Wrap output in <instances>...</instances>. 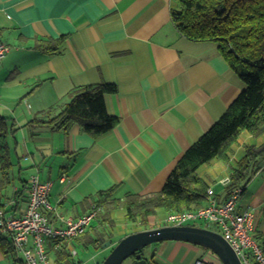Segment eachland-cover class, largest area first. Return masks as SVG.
Here are the masks:
<instances>
[{
  "label": "crops",
  "instance_id": "crops-1",
  "mask_svg": "<svg viewBox=\"0 0 264 264\" xmlns=\"http://www.w3.org/2000/svg\"><path fill=\"white\" fill-rule=\"evenodd\" d=\"M172 8L173 0H0V40L11 46L0 62V116L17 128L10 140L11 181L2 202L8 214L26 209L33 174L52 183L50 218L57 224L59 216L88 213L95 204L86 199L114 186L115 199L128 192L160 191L185 150L239 96L245 83L219 44L183 36ZM63 35L68 38L61 51L35 47L39 39ZM100 82L118 88L105 95L107 111L120 118L110 132L95 137L79 124L68 130L52 123L29 124L41 118V111L67 102L74 87ZM255 140L243 132L235 156L242 154V144ZM257 142H264V135ZM208 164L206 175L221 184L220 190L211 185L224 197L229 164ZM248 205L264 233V162L239 199L240 208ZM107 223L109 218L100 215L98 225L92 222L87 231L104 232L112 240L111 252L121 238L97 228ZM155 227L160 226L150 228ZM81 246L77 250L87 249ZM103 247H95L99 255L106 252ZM143 256L149 264H223L212 250L181 240L154 243ZM23 261L0 249V264ZM134 261L131 257L123 264Z\"/></svg>",
  "mask_w": 264,
  "mask_h": 264
},
{
  "label": "trees",
  "instance_id": "trees-1",
  "mask_svg": "<svg viewBox=\"0 0 264 264\" xmlns=\"http://www.w3.org/2000/svg\"><path fill=\"white\" fill-rule=\"evenodd\" d=\"M171 14L183 36L217 42L219 52L243 80L245 88L221 118L185 150L160 191L144 195L128 192L124 198L115 199L118 186H114L86 199L104 206L109 214L124 208L125 219L130 223L146 224L160 209L171 213L205 207L209 201L208 189L214 182L200 175L198 170L204 164L214 160L229 164L231 173L229 183L224 185V197L215 192L216 198L223 202L235 188L245 189L264 162V142H257L264 135V0H173ZM67 38L63 35L39 39L35 47L49 53L61 51ZM117 90L116 84L108 82L74 87L67 95V102L41 111V118L29 124L52 123L64 130L79 124L84 132L95 137L104 135L120 122L118 116L109 114L105 102V95ZM16 131L11 119L0 116V208L6 207L2 202L14 166L10 140ZM245 131L256 140L242 144V154L235 156V146ZM103 233L93 235L86 229L70 240H50L48 251L53 264H79L73 250L81 245L87 249L101 248L107 240ZM109 235L108 238L113 237ZM254 237L264 252V233L257 229ZM0 249L8 256L18 257L8 234L0 233ZM251 258L253 264H261L253 255Z\"/></svg>",
  "mask_w": 264,
  "mask_h": 264
},
{
  "label": "built area",
  "instance_id": "built-area-1",
  "mask_svg": "<svg viewBox=\"0 0 264 264\" xmlns=\"http://www.w3.org/2000/svg\"><path fill=\"white\" fill-rule=\"evenodd\" d=\"M11 46L0 40V62L10 52ZM229 183V179L226 181ZM52 183L43 181L39 174L28 180V202L21 215H10L0 208V233L8 234L18 257L24 264H53L48 251L50 240H70L81 235L98 216L101 207L93 205L91 210L79 217L59 216L61 224L53 222L49 212ZM242 187L232 190L225 201L220 202L213 187L208 189L209 201L197 210L171 212L164 220L167 225H199L201 221L215 224L237 251L244 264H253L251 255L264 264V252L254 234L257 230L255 210L251 206L239 207ZM76 255V250H73ZM195 264H208L198 260Z\"/></svg>",
  "mask_w": 264,
  "mask_h": 264
},
{
  "label": "water",
  "instance_id": "water-1",
  "mask_svg": "<svg viewBox=\"0 0 264 264\" xmlns=\"http://www.w3.org/2000/svg\"><path fill=\"white\" fill-rule=\"evenodd\" d=\"M166 240H181L212 250L223 264H244L237 251L221 233L196 225H164L140 230L123 237L101 264H123L134 257V264H149L142 250L149 245ZM111 244L107 241L103 246Z\"/></svg>",
  "mask_w": 264,
  "mask_h": 264
},
{
  "label": "rangeland",
  "instance_id": "rangeland-1",
  "mask_svg": "<svg viewBox=\"0 0 264 264\" xmlns=\"http://www.w3.org/2000/svg\"><path fill=\"white\" fill-rule=\"evenodd\" d=\"M208 167H209L208 163L202 165L199 168V170H198L200 175L207 177L206 170L208 169ZM213 185H215L218 190H220L222 188V186H221V184L219 182H216ZM110 214L106 211V208L104 207L103 211H100V213L98 215L99 217L97 216V220H94L93 223L97 224V221L99 220L100 215L101 216H105V219H107V220L109 218V223H107V225L105 227L103 226V228H101L99 226L97 228L100 229V230L104 229V231H111L112 233L117 235L115 240H118L119 238L122 239L123 237H125L126 234H128V233L131 234V233L140 231L141 229H143L145 227H148V229H150V227H152V226H163V225H165L164 220H165L166 215L168 213H166L163 209H160V210H158V212H157V214L155 216L150 217L149 222L146 223V224H142L141 222H137V223L127 222L126 219H125V215L126 214H125V209L124 208L116 209V210L112 211V215L111 216H110ZM198 226L209 227L210 229L215 230L217 232L220 231V229L215 224L208 223L206 221H201ZM109 240H111V239L106 240L104 242V244L107 241H109ZM150 246L151 245H149L146 248H144L142 250V252L145 253L150 248ZM111 247H112L111 244L107 245L106 247H103V249L106 250V252L104 254H102V255H99V252L96 250V248L92 247V246L89 249H81V248H79L78 250L76 249V253L77 254H76L74 259L79 261V264H101L103 262V260H104L103 258L107 254L110 253V248ZM13 263H14V261H13Z\"/></svg>",
  "mask_w": 264,
  "mask_h": 264
},
{
  "label": "clouds",
  "instance_id": "clouds-1",
  "mask_svg": "<svg viewBox=\"0 0 264 264\" xmlns=\"http://www.w3.org/2000/svg\"><path fill=\"white\" fill-rule=\"evenodd\" d=\"M165 225H167V224H165ZM192 225H195V224H192ZM164 226V225H163ZM196 226H198V225H196ZM220 233V232H219Z\"/></svg>",
  "mask_w": 264,
  "mask_h": 264
}]
</instances>
